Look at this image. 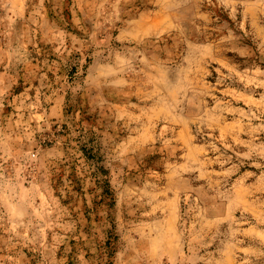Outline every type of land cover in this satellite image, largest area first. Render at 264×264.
Here are the masks:
<instances>
[{
	"label": "rangeland",
	"instance_id": "obj_1",
	"mask_svg": "<svg viewBox=\"0 0 264 264\" xmlns=\"http://www.w3.org/2000/svg\"><path fill=\"white\" fill-rule=\"evenodd\" d=\"M0 264H264V0H0Z\"/></svg>",
	"mask_w": 264,
	"mask_h": 264
},
{
	"label": "trees",
	"instance_id": "obj_2",
	"mask_svg": "<svg viewBox=\"0 0 264 264\" xmlns=\"http://www.w3.org/2000/svg\"><path fill=\"white\" fill-rule=\"evenodd\" d=\"M115 238V237H114ZM114 238H113V240H114ZM110 237H108V240H107V242H106V245H109V244H111V242H110Z\"/></svg>",
	"mask_w": 264,
	"mask_h": 264
}]
</instances>
